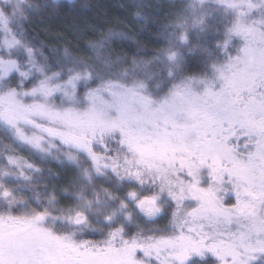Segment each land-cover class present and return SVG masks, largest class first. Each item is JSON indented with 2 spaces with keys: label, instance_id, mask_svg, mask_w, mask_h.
Returning a JSON list of instances; mask_svg holds the SVG:
<instances>
[{
  "label": "snow or ice",
  "instance_id": "snow-or-ice-1",
  "mask_svg": "<svg viewBox=\"0 0 264 264\" xmlns=\"http://www.w3.org/2000/svg\"><path fill=\"white\" fill-rule=\"evenodd\" d=\"M133 7L157 46L129 56L0 0V264H264V0Z\"/></svg>",
  "mask_w": 264,
  "mask_h": 264
},
{
  "label": "trees",
  "instance_id": "trees-1",
  "mask_svg": "<svg viewBox=\"0 0 264 264\" xmlns=\"http://www.w3.org/2000/svg\"><path fill=\"white\" fill-rule=\"evenodd\" d=\"M136 2L151 3L152 8L145 9L153 16H163L168 11L169 0H136ZM88 5V7H84ZM156 5H159L157 7ZM133 0H59L56 14L41 20L34 17L28 25L29 35L44 41L49 47L69 46L77 51H84L90 40L100 39L101 32L109 27L115 30L127 31L135 37L131 41L114 42L115 51L131 55L138 50L137 41L146 52L154 51L157 46L155 26H144L136 22ZM93 25L96 31H87V26ZM61 33L57 37L55 33ZM8 141L0 133V147Z\"/></svg>",
  "mask_w": 264,
  "mask_h": 264
}]
</instances>
